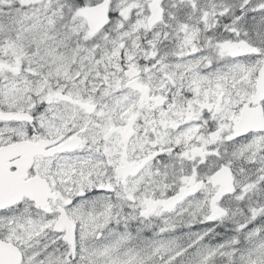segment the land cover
I'll list each match as a JSON object with an SVG mask.
<instances>
[{
    "label": "snow or ice",
    "instance_id": "snow-or-ice-1",
    "mask_svg": "<svg viewBox=\"0 0 264 264\" xmlns=\"http://www.w3.org/2000/svg\"><path fill=\"white\" fill-rule=\"evenodd\" d=\"M0 264H264V0H0Z\"/></svg>",
    "mask_w": 264,
    "mask_h": 264
}]
</instances>
